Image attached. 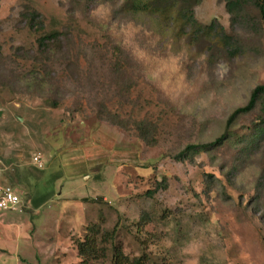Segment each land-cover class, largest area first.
I'll list each match as a JSON object with an SVG mask.
<instances>
[{
	"label": "rangeland",
	"instance_id": "374dc122",
	"mask_svg": "<svg viewBox=\"0 0 264 264\" xmlns=\"http://www.w3.org/2000/svg\"><path fill=\"white\" fill-rule=\"evenodd\" d=\"M226 3L0 0V159L21 198L0 215V264H81L93 226L106 252L89 264L109 263L113 231L129 257L264 264V135L250 144L264 99L226 127L264 85V28L246 0Z\"/></svg>",
	"mask_w": 264,
	"mask_h": 264
},
{
	"label": "trees",
	"instance_id": "16d2710c",
	"mask_svg": "<svg viewBox=\"0 0 264 264\" xmlns=\"http://www.w3.org/2000/svg\"><path fill=\"white\" fill-rule=\"evenodd\" d=\"M245 0H227L226 7L228 11L233 13L235 10H241L242 6L244 5L243 2ZM247 3H250L259 13L261 22L263 24L264 28V0H246ZM133 7L136 9H142L145 6V3H148L149 0H131ZM25 17L28 22V26L30 30H33L35 32H43L44 31V23L41 20V16L34 11L28 12L25 14ZM187 19L191 22L194 21L193 15L190 12L189 16H187ZM205 29L210 30L211 33L215 34L216 29L214 25H210L207 27H204ZM264 30V29H263ZM59 34L57 32L46 34L41 36L38 39L37 48L39 53L45 54L48 52L49 43H57ZM225 46H228L225 44ZM0 54H1V48H0ZM264 99V85L256 87L249 98L248 103L242 107L236 109L228 118L226 127H230L234 119L241 115L251 112L258 101H261ZM119 125H123L121 121L117 122ZM136 130L139 133V137L146 142L149 145H154L155 140H152L149 138L147 134V130L143 124L137 126ZM264 135V116L261 120L260 125L255 129V134L253 139L250 141L251 145H255L261 140V137ZM226 139V133L221 135L219 138H217L215 141L207 144H200V145H191L187 146L186 149L179 154L178 158H184L187 152H206L210 149L216 148L220 146L223 141ZM177 158V159H178ZM11 183L13 182L12 179H10ZM13 187V186H12ZM33 203V200H31ZM35 207H39L41 205V201H34ZM148 220L146 216H142L140 219V222L138 223V226L140 229H143L144 226L147 224ZM99 228L96 226L91 227L89 230V234L84 237L82 241L76 242L77 250L79 257L81 258V264H89L91 261H99L100 258H103L104 253L106 252V248L100 249L98 247L99 245ZM114 231L109 235L110 240V258L108 264H164L153 261L148 254L145 252H142L139 256L136 257H129L125 255L120 247L115 245L114 243ZM102 233H100L101 237ZM105 250V252H104Z\"/></svg>",
	"mask_w": 264,
	"mask_h": 264
},
{
	"label": "built area",
	"instance_id": "2783aa9c",
	"mask_svg": "<svg viewBox=\"0 0 264 264\" xmlns=\"http://www.w3.org/2000/svg\"><path fill=\"white\" fill-rule=\"evenodd\" d=\"M33 161L38 168L42 167L40 156H34ZM4 169V163L0 159V215L6 212H17L21 207V198L15 189L5 181Z\"/></svg>",
	"mask_w": 264,
	"mask_h": 264
}]
</instances>
